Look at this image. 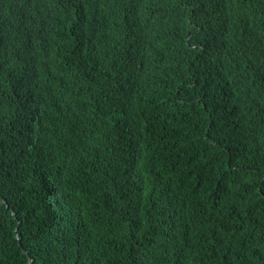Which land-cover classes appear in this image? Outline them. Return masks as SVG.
<instances>
[{
    "label": "trees",
    "instance_id": "1",
    "mask_svg": "<svg viewBox=\"0 0 264 264\" xmlns=\"http://www.w3.org/2000/svg\"><path fill=\"white\" fill-rule=\"evenodd\" d=\"M0 264H264V0H0Z\"/></svg>",
    "mask_w": 264,
    "mask_h": 264
}]
</instances>
